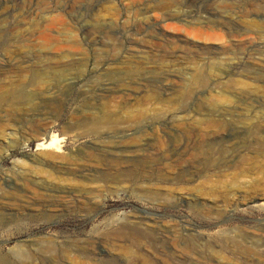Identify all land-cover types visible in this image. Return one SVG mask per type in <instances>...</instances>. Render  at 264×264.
<instances>
[{"label": "rangeland", "instance_id": "1", "mask_svg": "<svg viewBox=\"0 0 264 264\" xmlns=\"http://www.w3.org/2000/svg\"><path fill=\"white\" fill-rule=\"evenodd\" d=\"M159 1L0 0V264H264V0ZM114 148L118 172L67 168Z\"/></svg>", "mask_w": 264, "mask_h": 264}, {"label": "bare ground", "instance_id": "2", "mask_svg": "<svg viewBox=\"0 0 264 264\" xmlns=\"http://www.w3.org/2000/svg\"><path fill=\"white\" fill-rule=\"evenodd\" d=\"M171 5H172V1H170V0H161V1L158 2L157 9L158 8L159 9H168V8H170ZM250 6H251L250 10H253V6L254 5L250 4ZM155 11H156V1H155L154 5L152 7L148 8V9H145V12L141 11L139 13V15H144L145 14V16H143L142 22L144 24H146L149 28H154V31L156 30V27L152 25V23L150 21V15H146V14H148V12H155ZM245 12L248 13L249 11L246 9ZM248 24H254V23L251 22V21H248ZM145 30H146V28H145ZM139 47H141V46H139ZM230 47H232V45H230ZM238 49L242 50L244 48L238 47ZM142 52H147V51H142ZM128 79L130 80V82L126 84L127 91H125V93L120 96L121 97V101L120 102H125V101L129 100V98H132V97L137 98L138 96L134 95L135 93L139 94L140 92H146L145 93L146 94V98L143 99V104L145 106L143 108L137 109L134 112V114L129 115L128 118L125 119L126 121L124 122V124L122 126H124L126 123H130V125L134 126V129H136L134 131V133H133L134 135L135 134H142L143 135L145 130L148 127L152 128V125H149V124H152L151 122L154 119L152 117H151L150 120H147V119L149 118V115H151V112L155 111V107H156V89H154L152 87H147L146 83H141V82H137L134 85V82L132 80V75L131 74L128 75ZM199 81H201L202 84L201 83H200V85L198 84L199 85L198 89H201V87H203L205 85V83H203V81H205V78H204L203 75L200 77ZM153 86L156 87V81L155 80H153ZM144 87L145 88L146 87L149 88V91L145 90V89H144L145 91H140ZM103 94L106 95V92H104ZM104 95H100V96H104ZM186 95H187V97H189L190 93L188 92V93H186ZM212 125H217V123H214ZM107 126H111V122H109ZM127 126H129V125H127ZM186 133H188V132L186 131ZM132 141L134 143L139 144L138 148L135 150V153L138 154V159L141 158L139 161L135 162V164H133L132 167H133V169L141 170L142 169L141 163L144 160L153 159L152 161H154L156 159L155 158L156 157V144L152 145L149 142L138 143V142H136V139H132ZM162 142H163L162 143L163 146L160 147V149L161 150H165V148H166V146H168V144L166 145L164 141H162ZM169 143L171 145H173V146H178L179 144H186L187 140L186 139L182 140V138H180L179 136H175L173 139L170 140ZM204 145H205V143L203 141H196L195 147H196V149L198 151L187 152L186 154H184L188 158V161L194 163V161L199 160L200 157L204 155L203 152H202V149H203ZM180 153H182V155H183L182 151ZM122 154H123V151L120 152V150H117L116 148H114L112 150H107V151L105 150V152H102V153H93V154H88L86 151L80 149V150H78L76 152L75 155L72 156L71 154H69V155L65 156L64 158L68 160L67 168H69L71 170H76V171L85 170V169H83V168H85V165L83 163H80V161L82 159H84L85 158L84 156L86 155L88 161H91V162L94 163L92 165H95L97 168L102 169V170H106V171H110V172L113 171V173H114V172H118V169L120 170L121 167L123 166V164L125 165L126 163H129L128 161L122 159V157L120 156ZM177 155L179 156V154H177ZM181 157L180 156L177 157L176 160H175V163H178L179 165H182L183 161H182ZM89 164H91V163H89ZM129 166H131V165H129ZM87 170H89V169H87ZM87 170H85V171H87ZM87 172H89V171H87ZM70 191L71 190L68 189L67 192H65V193H70ZM136 235L137 234H135L134 232L131 234L132 238L135 241L134 245L137 248V251L135 253H133V254L137 255V256H135L136 259H139V258L143 257L141 250H142V248L146 247V244H144V241L142 240V237H139V235H137L138 236L137 237ZM117 249L119 251H121L122 253H130L131 250H132L131 247L126 246V245H117ZM15 260L17 262H19V263L23 262V264H25V262H26V259L20 257L19 255H16Z\"/></svg>", "mask_w": 264, "mask_h": 264}]
</instances>
